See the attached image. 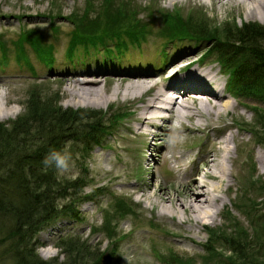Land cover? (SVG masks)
Returning a JSON list of instances; mask_svg holds the SVG:
<instances>
[{
  "label": "rangeland",
  "instance_id": "rangeland-1",
  "mask_svg": "<svg viewBox=\"0 0 264 264\" xmlns=\"http://www.w3.org/2000/svg\"><path fill=\"white\" fill-rule=\"evenodd\" d=\"M123 1V3L128 2L130 8L133 7L135 10L147 6L155 13L152 20L149 18L146 20L149 21L150 31L144 39L139 44H128L125 52L112 63L109 59H105L103 47L99 48L100 51H92L87 55L82 54L83 51L80 50L72 60L66 56L69 32L75 26L71 20L73 18L75 21V18H70V14L76 8H82L86 0H0V35L7 41L9 47L8 62L0 64V103L6 109L14 108V111L7 118L0 119V122L12 121L22 115L27 109L33 89L36 90L38 97L48 98L62 109H91L106 112L111 108L112 111L121 109L129 112L120 127L113 130L101 145L90 147L87 154L84 153L81 144L71 140L64 142L62 152L59 154L66 157L68 168L62 172L56 167L59 177L75 178L78 175H85L87 185L83 193H90L95 188H100L101 194L92 196L93 200L83 199L78 203L77 217L61 215L42 230L39 228L31 243L35 247V254L42 261L51 263H69L62 243L63 240L75 238L78 243H86L97 256H106V260L102 256L101 264H167L162 263L158 256L167 254L169 249L182 256L192 257L195 264H203L201 256L205 254L203 244L208 239V231L225 230L229 233L234 224L230 221L232 217H236L245 228H250L252 222L249 218L247 220L244 214L245 204L248 203H245L246 197L256 199L259 204H256L254 209L264 212V144L259 140L261 138L264 142V103L258 102L257 106L261 108L253 113L250 106L256 103L255 100L248 98L237 103L233 98L227 97L228 104L225 108L222 106L224 100L219 96L217 102L222 107L219 115L203 113L202 117L196 119L174 117L165 123L168 133L160 142H157V133L162 129L156 126H142L139 129L140 124L136 121L138 107L140 101L154 91L155 88H150V85L166 79V75L179 66L183 67L181 72L175 75L177 81L180 80L179 83L183 81L182 73L196 68L199 71L207 69L215 74L216 81L209 82L215 92L222 94L226 85V75L216 61L217 56L215 54L203 56L204 44L194 45L187 40L167 43V36L161 35L160 28L163 10L176 12L184 19L206 16L211 28L231 21L239 25L243 22H258L264 25V18L251 16L249 8L252 4L249 0H245L243 10L228 0ZM95 2L91 6L92 16L99 12V5L103 0H95ZM102 26V29L108 27L105 23ZM53 27L56 29L55 32ZM27 28L37 30L46 42L52 43L54 56V62L50 66L52 69L47 66L46 61L37 58L29 49L28 57L22 61L23 63L16 60L13 40ZM109 42V46L114 47L115 41ZM170 65H172L170 70L165 72ZM30 66L34 71L29 68ZM63 70L104 72L96 79L103 89V94L110 97L108 102L86 104L81 101L74 104L69 94V84L72 79L63 77ZM131 71L145 74L144 82L149 90L143 95L125 90L124 82L111 79L109 75ZM89 77L95 78L91 75ZM194 86L189 91H193ZM115 87H117L116 94L113 93ZM178 90V94H182L183 90L180 88ZM209 97L211 96L206 94L199 99L187 96L184 98V103L205 111L207 104L212 103L209 102ZM233 122L244 129L240 131L231 127ZM155 123L161 124L164 121L157 118ZM195 123L200 125L213 123L214 128L206 134L209 137L206 147L212 150L220 151L225 146L224 139L229 134L234 137V142L230 143L234 149L238 141L242 142L237 146L236 151L232 148L230 152L231 156H237V163L234 166L236 174L234 180L230 181L233 184L227 196H224L227 180L221 185L223 192H220V195L224 199V204L220 206L215 220L200 226L192 223L180 226L178 223L180 219L177 216L183 218L181 208L176 207L175 220L171 216L163 215L161 204H153L151 202L153 199L145 198L146 195L151 196V191L146 188L150 183L159 182L172 186L173 176H181L183 171L192 169V160L198 153V146L206 141L202 132L188 130L187 127ZM142 130L147 132L141 133ZM160 147L163 153L161 157L155 151L149 155V148L154 150ZM185 154H187L186 160L181 161L180 156ZM204 179L208 183L212 182L209 178ZM137 186H140V189H136ZM118 197L128 201L134 212L131 215L120 216L115 220L116 223L114 221L116 226L114 243H111L112 239L108 236L110 233L102 231L101 227L106 222L104 221L106 214L110 215L104 211L115 208ZM67 201L66 197L60 200L63 203ZM164 204L169 205L166 201ZM226 211L230 215L227 216ZM11 226V218L0 213V264L17 262L15 252L11 248ZM178 234L183 236L179 237ZM186 236L190 239H183ZM46 250L48 255L44 256ZM222 250L221 259L226 261L224 256L229 252L226 249ZM215 264L220 263L216 261Z\"/></svg>",
  "mask_w": 264,
  "mask_h": 264
},
{
  "label": "trees",
  "instance_id": "trees-1",
  "mask_svg": "<svg viewBox=\"0 0 264 264\" xmlns=\"http://www.w3.org/2000/svg\"><path fill=\"white\" fill-rule=\"evenodd\" d=\"M123 2L103 0L99 5L101 10L92 16L91 6L96 2L86 0L82 8L71 12L75 26L69 32L67 56L73 59L80 50L88 53L103 47L105 59L113 63L128 44H139L150 31L146 20H152L155 12L147 6L135 10L128 2ZM162 13L161 35L167 36V43L187 40L194 45L204 44L203 56H217L216 61L227 75L226 87L232 96L238 101L253 99L256 103L250 110L253 113L260 110L258 102L264 103V25L258 22L239 25L231 21L211 28L206 16L184 19L176 12L163 10ZM104 23L108 27L102 29ZM113 40L114 47H110L109 41ZM13 46L18 62L25 61L28 49L46 63L54 61L52 43L46 42L35 29L22 30L13 40ZM8 51L7 41L0 35V64L8 62ZM127 116L128 112L121 109L112 111L108 108L106 112L62 109L54 101L38 97L33 89L25 112L15 120L0 122V213L11 218V248L16 264H62L42 261L31 243L33 236L39 228L42 230L61 215L77 217L78 203L83 199L93 200L92 196L101 194L100 188L84 194L85 175L61 178L55 161L46 164V158L62 152V145L67 140L81 144L87 154L90 147L101 145L120 127ZM240 129L244 128L240 125ZM259 140L264 144L261 138ZM65 197L68 201L60 202ZM115 203L111 211H104L110 215L106 214V222L101 227L102 231L110 233L111 243H114L115 220L134 212L124 198L118 197ZM245 203L244 214L252 222L250 228L232 217L230 221L234 224L229 233L210 229L212 232L208 231V239L203 244V264H215L216 261L220 264H264V212L254 209L259 204L256 199L246 197ZM226 214L230 215L228 211ZM62 244L69 258L68 264H101L103 257L107 259L104 255L97 256L86 243H78L75 238L63 240ZM222 249L229 252L224 256L226 261L221 259ZM169 250L158 256L162 263L195 264L192 257Z\"/></svg>",
  "mask_w": 264,
  "mask_h": 264
},
{
  "label": "bare ground",
  "instance_id": "bare-ground-1",
  "mask_svg": "<svg viewBox=\"0 0 264 264\" xmlns=\"http://www.w3.org/2000/svg\"><path fill=\"white\" fill-rule=\"evenodd\" d=\"M230 3L238 5V7L243 10L245 0H228ZM252 6L249 8V13L251 16H258L259 19L264 18V0H249ZM172 65L166 68L165 72H168ZM183 67L179 66L168 75L166 79L164 78L159 83H152L150 88L155 87L154 91L150 93L144 100L140 101V106L138 107V115L136 116V121L142 126L154 127L157 118L163 119L164 123H161V131L157 133V142H160L165 136H167L168 129L166 128L167 121L177 118H187L196 119L203 116V113L217 114L219 115L222 111V107L217 102V98L220 93L215 92L209 82H215V74H212L210 70L199 71L196 68H192L186 73H182V83L175 78L179 72H181ZM101 72L99 70H84V71H67L63 70V77H68L72 79L70 81L69 94L71 100L74 104L84 101L105 103L108 102V96L103 94V89L96 79ZM95 76V78L89 77ZM111 79H117L119 82H124V89L130 92H136L139 95H143L149 88L144 82V75L140 72H128V73H112L109 74ZM174 75V77H173ZM169 77H172L171 79ZM142 79V80H141ZM191 86H190V85ZM189 85V86H188ZM196 85V87L194 86ZM193 91H189L193 88ZM183 90L182 94H178V89ZM188 89V90H186ZM114 94L117 93V87H115ZM210 95L209 103L205 107V111L201 110L199 107H194L184 103V98L187 96L194 97L196 99L202 98L204 95ZM225 95V94H224ZM141 97V96H140ZM229 95L224 96L221 100H224L223 107H227ZM231 98V97H230ZM194 100L192 101V103ZM14 108L6 109L0 103V119L7 118ZM190 132H202V135L206 138V141L198 146V153L193 157L192 164L193 167L189 171H183V175H176L172 177L173 183L165 184L159 182L157 184L150 183L147 186V190L151 191V196L146 195V199L151 200L153 204H161V213L163 215L171 216L172 219L176 218V207L181 208L183 218L177 216L179 220V225L182 226L185 223H192L195 226H200L208 222H213L218 215L220 206H223L224 199L220 195L222 191L221 185L227 180L226 187L224 189V196H227L231 182L234 180L235 172L234 166L237 163V156H231L230 152L232 148L234 151L237 150V146L241 144V140L237 142V145L231 147V142H234V137L229 134L225 139V146L220 149V151L212 150V148L206 147V142L208 140L207 132L214 128L213 123H207L205 125H200L195 123L192 126L187 127ZM147 131L142 130L141 133H146ZM165 148V147H164ZM149 148L150 152L155 151L156 154L159 153L161 157L163 153L162 150ZM153 154V153H150ZM237 154V152H236ZM187 154L181 155L180 160H186ZM204 178H209L212 180L208 183ZM231 178V179H230ZM140 189V186L135 187ZM135 189V190H136ZM168 202V206L164 202ZM178 225V226H179ZM179 235V234H178ZM183 235H179V237ZM183 239H190L189 236ZM48 250L44 251V256L48 255Z\"/></svg>",
  "mask_w": 264,
  "mask_h": 264
},
{
  "label": "clouds",
  "instance_id": "clouds-1",
  "mask_svg": "<svg viewBox=\"0 0 264 264\" xmlns=\"http://www.w3.org/2000/svg\"><path fill=\"white\" fill-rule=\"evenodd\" d=\"M52 161H55L56 167L62 172L67 170L68 163L66 157L61 156L58 153H53L51 154L50 157L46 158L45 163L48 164L51 163Z\"/></svg>",
  "mask_w": 264,
  "mask_h": 264
}]
</instances>
